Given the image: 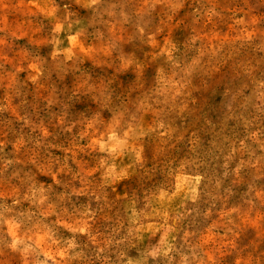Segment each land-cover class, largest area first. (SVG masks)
I'll use <instances>...</instances> for the list:
<instances>
[{
  "label": "clouds",
  "instance_id": "9594fccd",
  "mask_svg": "<svg viewBox=\"0 0 264 264\" xmlns=\"http://www.w3.org/2000/svg\"><path fill=\"white\" fill-rule=\"evenodd\" d=\"M0 264H264V0H0Z\"/></svg>",
  "mask_w": 264,
  "mask_h": 264
},
{
  "label": "rangeland",
  "instance_id": "374dc122",
  "mask_svg": "<svg viewBox=\"0 0 264 264\" xmlns=\"http://www.w3.org/2000/svg\"><path fill=\"white\" fill-rule=\"evenodd\" d=\"M185 179H186V177H179V178H178L177 186H179L180 182H182V181L185 180ZM118 191H119V189H118Z\"/></svg>",
  "mask_w": 264,
  "mask_h": 264
}]
</instances>
